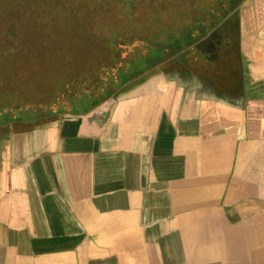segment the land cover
<instances>
[{
  "label": "crops",
  "instance_id": "crops-1",
  "mask_svg": "<svg viewBox=\"0 0 264 264\" xmlns=\"http://www.w3.org/2000/svg\"><path fill=\"white\" fill-rule=\"evenodd\" d=\"M210 9L0 120V264H264V0Z\"/></svg>",
  "mask_w": 264,
  "mask_h": 264
},
{
  "label": "rangeland",
  "instance_id": "rangeland-1",
  "mask_svg": "<svg viewBox=\"0 0 264 264\" xmlns=\"http://www.w3.org/2000/svg\"><path fill=\"white\" fill-rule=\"evenodd\" d=\"M225 1L0 0V120L68 111L73 94L109 85L157 36L190 41L195 18Z\"/></svg>",
  "mask_w": 264,
  "mask_h": 264
}]
</instances>
